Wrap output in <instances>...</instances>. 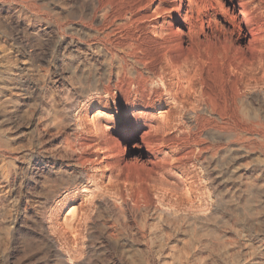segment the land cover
Wrapping results in <instances>:
<instances>
[{"label": "rangeland", "instance_id": "rangeland-1", "mask_svg": "<svg viewBox=\"0 0 264 264\" xmlns=\"http://www.w3.org/2000/svg\"><path fill=\"white\" fill-rule=\"evenodd\" d=\"M34 1L0 0V264H264V0ZM129 44L206 108L107 80Z\"/></svg>", "mask_w": 264, "mask_h": 264}, {"label": "bare ground", "instance_id": "bare-ground-1", "mask_svg": "<svg viewBox=\"0 0 264 264\" xmlns=\"http://www.w3.org/2000/svg\"><path fill=\"white\" fill-rule=\"evenodd\" d=\"M34 1V0H32ZM86 1V0H85ZM88 1V0H87ZM96 1V0H95ZM112 1V0H111ZM31 2V1H30ZM35 2V1H34ZM79 2V1H78ZM83 2V1H82ZM80 3V2H79ZM85 3V2H84ZM90 3V2H88ZM32 4V3H31ZM82 4V3H81ZM80 4V6H81ZM85 5V4H84ZM92 5V4H91ZM103 5V4H102ZM101 5V6H102ZM90 6V5H89ZM108 7V6H107ZM91 8V7H90ZM79 9V8H78ZM94 9H96L94 7ZM100 9V8H99ZM35 10V9H34ZM105 10V13L102 15V21H103V27L110 23V22H113V16L112 14L109 13V11L107 10V8L105 7L104 9H101V11ZM95 11V10H94ZM88 12V11H87ZM77 13V12H76ZM90 13V12H89ZM102 13V12H101ZM99 13V14H101ZM116 13V12H115ZM86 14V13H85ZM76 15V14H75ZM87 15V14H86ZM90 15V14H89ZM95 15V14H94ZM88 16V15H87ZM101 16V15H100ZM78 18H86L84 14H78L77 15ZM89 19H87L88 23L90 24L91 22H93L95 16L91 15V17H87ZM98 19V17H97ZM115 19V18H114ZM81 20V19H80ZM84 20V19H83ZM130 21V20H129ZM84 22V21H82ZM97 22V21H96ZM79 23V22H78ZM85 23V22H84ZM95 23V22H94ZM74 25V24H73ZM76 25V24H75ZM111 25V24H109ZM107 25V26H109ZM85 26V24H84ZM83 26V27H84ZM88 26V25H87ZM114 26V25H112ZM119 26V25H118ZM125 26V24L123 25ZM77 27V26H76ZM81 27V26H80ZM92 27V26H91ZM116 27V26H115ZM93 28V27H92ZM102 28V27H101ZM100 28V29H101ZM76 29V28H75ZM74 29V30H75ZM112 29V28H111ZM121 29V28H120ZM77 32L79 34H88V32L85 31V29H80L77 27ZM92 30V29H91ZM102 30V29H101ZM76 32V31H75ZM92 32V31H91ZM99 32V31H98ZM108 32V30H107ZM114 32V31H113ZM112 32V33H113ZM105 33V32H104ZM90 34V33H89ZM111 34V33H110ZM115 34V33H114ZM113 35V34H112ZM116 35V34H115ZM85 36V35H84ZM109 36V32H108V35L107 37ZM90 37H92L90 35ZM104 37V36H103ZM105 37V38H107ZM83 38V37H82ZM114 38V37H113ZM118 38V37H117ZM112 39V37H111ZM103 40V39H102ZM106 40V39H105ZM104 40V41H105ZM113 40V39H112ZM111 40V42H112ZM122 41V40H121ZM61 42V41H60ZM98 42V41H96ZM103 42V41H102ZM79 43V42H78ZM128 43V42H127ZM130 43V42H129ZM60 44V43H59ZM74 44V43H73ZM112 44V43H111ZM115 44V43H114ZM126 44V43H125ZM93 45V44H92ZM117 45V44H116ZM79 46V45H78ZM77 46V48H78ZM96 46V45H95ZM106 46V45H105ZM104 46V47H105ZM100 47V46H99ZM65 48V47H64ZM67 48V47H66ZM106 48V47H105ZM111 48V47H110ZM87 49V48H86ZM95 50V49H94ZM104 51V49H102ZM108 50V49H107ZM84 51V50H83ZM121 51V54H119ZM98 52V51H97ZM108 52L111 53L112 55V58L114 59V62L115 64H117L114 68V62L111 61V65H110V72L109 74H107L106 78L107 80H110L111 79V76L114 74L117 79L121 80V82H124L127 78H131L133 80H139L140 81V84L142 86H146L149 84L150 85V88L148 89L150 94L151 95H156V96H159L160 98L157 99L158 102H159V106H164L166 105L167 101H165L162 97H161V89L164 91V94H166V96H168V98L170 100H172V102L174 103V105L176 107H178L176 104L180 105V107H185V104L187 102H189V100L194 97L195 100L194 101V108L196 109H199L202 108V107H205V105H207V100H205V97H203L202 93L200 94H197V90L195 89V80H194V77L192 76L191 72H190V68H189V65L185 62H179V63H171V62H166L165 64H161L158 63V62H151V63H147V62H143L145 60L142 61V59H140L141 56L140 53L137 52V49L134 48V46L132 44H129L127 49L125 48L124 50H117L116 48H112L111 50H109ZM69 53V52H68ZM77 53V52H76ZM96 53V52H95ZM81 54V53H79ZM85 55V52L83 53ZM82 54V55H83ZM87 54V53H86ZM92 54V53H91ZM89 55V54H87ZM109 55V54H108ZM104 56V54H103ZM83 57V56H82ZM89 58V57H88ZM96 58V57H95ZM87 59V58H86ZM87 60H90V59H87ZM92 60V59H91ZM147 60V59H146ZM104 61V60H103ZM110 61V60H109ZM91 64H92V61H90ZM94 63V62H93ZM106 63V62H105ZM104 63V64H105ZM1 64V63H0ZM84 65V64H83ZM194 65V64H193ZM90 66V65H89ZM198 66V65H197ZM92 67V66H91ZM99 67V66H98ZM194 67V66H193ZM94 68V67H93ZM195 68H196V65H195ZM84 69V68H83ZM104 69V68H103ZM106 69V68H105ZM107 70V69H106ZM62 71V70H61ZM98 71V70H97ZM78 72V71H77ZM104 72V71H103ZM143 72L144 73H147V75H143ZM99 73V72H98ZM76 74V73H75ZM136 74V75H134ZM77 75V74H76ZM81 75V74H80ZM99 75V74H97ZM101 75V74H100ZM105 75V74H104ZM103 75V77H104ZM134 75V76H133ZM249 75V74H248ZM86 76V75H85ZM130 76H133V77H130ZM139 76V78H138ZM80 77V76H79ZM95 77V76H94ZM103 77H99L97 78L94 82H93V85H88V88L90 86V90H96V92L99 91V88H98V83L100 81H102ZM3 78V77H1ZM1 78H0V93L3 92V89H4V85L3 83L1 82ZM83 79V78H82ZM91 79V78H90ZM86 80V79H85ZM118 80V81H119ZM197 80V79H196ZM129 81V80H128ZM127 81V82H128ZM4 82V80H3ZM78 83V82H77ZM84 83V82H83ZM119 83V82H118ZM117 83V84H118ZM130 83V82H129ZM111 84V83H110ZM116 84V85H117ZM80 86H83V84ZM107 88V87H106ZM143 89V87H142ZM199 89V88H198ZM125 90V88H124ZM133 90V88H132ZM200 90V89H199ZM249 90V89H248ZM136 92H138L137 90H135ZM92 94V93H91ZM1 95V94H0ZM96 95V94H95ZM208 95V94H207ZM211 95V94H210ZM89 96V95H88ZM100 96V95H98ZM105 96V95H104ZM111 96V95H110ZM146 96V95H145ZM9 97V96H8ZM91 97V96H90ZM12 98V97H11ZM10 98V99H11ZM105 98V97H104ZM155 98V97H154ZM193 98V99H194ZM14 99V98H13ZM12 99V100H13ZM94 99V98H93ZM144 100V99H143ZM91 101V100H90ZM99 101V100H98ZM191 101V100H190ZM1 102V101H0ZM101 102V101H100ZM110 102V101H109ZM153 101L151 99L147 100L146 101L144 100L143 102H140V104L142 105H149V104H153L152 103ZM137 103H139L138 101H133V106H139ZM172 103V106H174ZM196 103V104H195ZM109 104V103H108ZM74 105V104H73ZM96 106V105H95ZM151 106V105H150ZM234 106V105H233ZM70 107V106H69ZM129 107V106H128ZM146 107V106H145ZM172 108V107H171ZM175 108V107H174ZM206 108V107H205ZM208 108V107H207ZM210 108H212L210 106ZM69 109V108H68ZM136 109V108H135ZM210 110V109H209ZM185 111V110H184ZM183 112V110H182ZM69 113V112H68ZM104 113V111H103ZM184 113V112H183ZM71 116V115H70ZM104 115L102 114V111L98 112L96 115H95V119L97 118V120L99 121L100 118H104L103 117ZM189 116V115H188ZM193 116V115H191ZM195 118L198 119V113H195ZM69 117V116H68ZM174 118V117H173ZM194 118V117H193ZM54 119V118H53ZM66 120V119H65ZM70 120V119H69ZM72 120V119H71ZM220 119H213V123H214V126L216 128H219V125H220V122H219ZM56 121V120H54ZM62 121V120H61ZM64 122V121H63ZM70 122H73V121H70ZM76 122V120H75ZM109 122V121H108ZM58 123V122H57ZM65 123V122H64ZM170 122H167L165 124H169ZM66 124V123H65ZM69 124V123H68ZM72 124V123H71ZM100 123H96L95 124V130L97 131L96 133H98V135L102 134L103 132V126L101 127V125H99ZM164 124V123H163ZM77 125V124H76ZM139 125V124H138ZM67 126V125H65ZM172 126V125H171ZM82 126L79 124L78 126H76V129H79L81 128ZM106 127V125H105ZM167 127V126H166ZM60 128V127H59ZM72 128V127H71ZM75 129V128H74ZM107 129V128H105ZM174 129V128H173ZM43 130V129H42ZM45 130V129H44ZM65 130V128H64ZM125 130V129H124ZM39 131V130H38ZM105 131V130H104ZM107 131V130H106ZM105 131V133H106ZM79 132V130H78ZM121 132V131H120ZM41 134V132H40ZM76 134H79V133H76ZM107 134V133H106ZM43 135V134H41ZM90 135V134H89ZM92 135V134H91ZM43 137V136H42ZM100 138V137H99ZM42 139V138H41ZM44 140V139H43ZM219 141V140H218ZM44 142V141H43ZM216 143V142H215ZM47 146V145H46ZM213 147V146H212ZM215 147V146H214ZM63 148V147H62ZM75 148V147H74ZM74 148H68L65 150V152H71L73 153L74 152ZM78 148V147H77ZM216 149V148H215ZM214 150V149H213ZM201 151V149H200ZM206 151V150H205ZM204 151V152H205ZM58 152V151H57ZM211 153V152H210ZM56 154V153H55ZM200 154V153H199ZM54 155V154H53ZM61 155V154H60ZM71 155V154H70ZM69 155V156H70ZM67 156V155H66ZM71 157V156H70ZM53 159V158H52ZM59 159H60V156H59ZM67 159V158H65ZM218 159V158H217ZM63 161V160H62ZM66 161V160H65ZM204 161V160H203ZM79 162V161H78ZM68 163V162H67ZM74 163V161H73ZM57 165V164H55ZM75 165V164H74ZM198 165V164H197ZM73 166V165H72ZM70 166V168L68 167H65L66 169L64 170V172H68V173H71L73 174L75 171L72 169L73 167ZM205 166V165H204ZM203 167V166H202ZM58 168V167H57ZM205 168V167H203ZM63 170V169H62ZM71 170V171H70ZM202 170V169H201ZM61 174V173H60ZM188 174V173H187ZM210 174V173H209ZM74 175V174H73ZM76 176V175H75ZM82 176V175H81ZM181 176V175H180ZM75 178V177H74ZM73 180V179H72ZM210 180V179H209ZM74 181V180H73ZM190 181V180H189ZM186 184V183H185ZM216 184V183H215ZM60 186V185H59ZM63 186V185H62ZM61 187V186H60ZM99 188V187H98ZM217 188V187H216ZM100 189V188H99ZM69 190V189H67ZM189 190V188H188ZM54 191V190H53ZM63 191V190H62ZM187 191V190H186ZM190 191V190H189ZM68 192V191H67ZM95 192V191H94ZM55 194V192H54ZM80 195V194H79ZM184 195V194H183ZM189 195V194H188ZM45 198V196H44ZM188 198V197H187ZM111 200V199H110ZM218 200V199H217ZM47 201V200H46ZM191 201V200H190ZM159 203V202H158ZM119 206V205H118ZM120 207V206H119ZM145 207V206H144ZM169 207H167L168 209ZM171 208V207H170ZM169 208V209H170ZM120 209V208H119ZM173 209V208H172ZM161 210V209H160ZM164 210V209H163ZM172 211V210H171ZM175 211V209L173 210V212ZM165 212H168V211H165ZM177 212V210L175 211ZM180 212V211H179ZM185 212V210H184ZM190 212V211H189ZM123 213V212H122ZM171 213V212H169ZM187 213V212H186ZM178 214V213H176ZM175 214V215H176ZM197 214V213H196ZM173 214H171L172 216ZM182 216V215H181ZM166 217V216H165ZM179 217V216H178ZM170 218V217H169ZM177 218V216L175 217ZM174 218V219H175ZM48 219V218H47ZM173 219V218H172ZM186 219V217H185ZM183 219V220H185ZM176 220V219H175ZM48 225V224H47ZM55 252V251H54Z\"/></svg>", "mask_w": 264, "mask_h": 264}]
</instances>
